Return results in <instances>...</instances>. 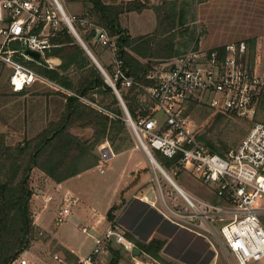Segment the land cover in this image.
Instances as JSON below:
<instances>
[{
    "label": "built area",
    "instance_id": "1",
    "mask_svg": "<svg viewBox=\"0 0 264 264\" xmlns=\"http://www.w3.org/2000/svg\"><path fill=\"white\" fill-rule=\"evenodd\" d=\"M60 6V0H0V61L10 68L9 87L17 92L38 81L119 117L91 99L47 79L28 65L32 61L40 63L43 58L48 67L55 66L45 58V52L51 46L50 30L55 29L60 20L64 21ZM67 21L74 30V21L93 29V39L109 50L112 73L104 71V78L118 94L121 108H125V104L117 84L124 88H141L150 101L153 115L133 120L128 110L122 109V119L135 135V146L151 164L152 181L162 197L166 218L180 227L196 228L194 231L214 248L223 247L228 264H248L263 259L264 206H257V201L264 197V123L254 121L235 147L220 154L197 138L187 111L191 99L202 97L219 112L254 118L257 100L264 96V74L244 64L245 43L228 44L221 55L215 48L206 51L190 48L178 55L168 70L158 74L154 83L141 84L128 74L123 60L118 57L114 37L109 36L103 26L86 17L67 16ZM27 49L38 52L40 58L36 60L28 55ZM105 147L111 152L107 157L102 152ZM153 150L170 159V163L162 165L153 156ZM98 152L99 163H107L115 155L107 140L98 145ZM186 169L201 181L213 183L218 200L202 199L179 188L172 175ZM159 176L175 190L184 205L165 202L163 196L166 200L172 197L163 188ZM74 203L72 199L70 204L64 202L58 208L55 214L58 223L68 220ZM79 230L91 235L85 226ZM91 237L90 250L77 261L68 262L52 253V264H96L109 246L121 245L129 251L136 247L125 237L114 218L108 221L101 234ZM15 261L29 264L20 255L11 263Z\"/></svg>",
    "mask_w": 264,
    "mask_h": 264
},
{
    "label": "trees",
    "instance_id": "2",
    "mask_svg": "<svg viewBox=\"0 0 264 264\" xmlns=\"http://www.w3.org/2000/svg\"><path fill=\"white\" fill-rule=\"evenodd\" d=\"M201 1L204 0H160L157 4H150L149 0H121L112 3L87 0L80 16L103 26L108 35L114 37L118 57L123 60L128 74L141 84H152L156 79L150 77V74L156 69L155 66L190 48L198 47V39L194 36L195 20L189 22L188 15L191 7ZM148 8L155 15L156 26L152 32L133 36L126 28L121 27L119 16L122 13H139ZM74 28L96 59V47L108 50L93 39V29L79 23H75ZM50 32L48 38L51 46L46 50L45 58L58 57L60 63L50 68L42 58L40 63L32 61L28 65L47 79L91 99L119 117L70 93L55 90V94L65 99L63 110L55 120L48 121L38 132L24 137L14 145L7 144L5 136L0 133V264L14 261L29 247L34 232L38 231L33 223L29 204L32 168H38L53 181L61 182L99 163L95 149L103 141H110L111 144L116 139L119 140V143L111 146L114 153L119 152L124 145V138L120 135L126 126L122 119L124 113L102 72L65 22L60 21ZM90 40H94L93 44H90ZM248 42L253 45L254 40L249 39ZM215 49L220 55L224 52V46ZM2 68L7 66L0 61V70ZM103 68L111 75V64ZM117 88L133 120L153 115L151 103L141 88H124L119 84ZM25 90L13 91V94L20 95ZM220 115L222 113H218L216 117L219 118ZM72 129H89L91 135L82 139ZM196 135L210 150L225 153L226 149L221 141H209L203 135ZM158 154L162 165L170 163V159L159 152ZM115 208L113 205L107 210L108 220L113 218ZM162 244L163 241L153 239L138 246L162 264H170L159 254ZM108 248L111 254L110 264H115L119 260V254L113 247Z\"/></svg>",
    "mask_w": 264,
    "mask_h": 264
},
{
    "label": "rangeland",
    "instance_id": "3",
    "mask_svg": "<svg viewBox=\"0 0 264 264\" xmlns=\"http://www.w3.org/2000/svg\"><path fill=\"white\" fill-rule=\"evenodd\" d=\"M159 1L160 0H157L156 3H159ZM204 1L194 4L188 15L189 22L192 19L195 20L194 25L196 26V30L194 31V36L198 40H204L207 37V41L209 42L227 41V43L219 46H226L228 44L234 45L239 42H244L246 46L243 53V62L251 68L252 66L249 64L250 57L252 58L253 56V58H255V51H253L252 54V49L247 48L248 46L244 41L245 39L242 37L245 36V34H248L250 30L253 31V28L258 24H260L259 30L264 33L263 1H261V9L247 6L244 10L243 16H237L233 14L232 11H229L227 0H217L218 5L216 0ZM232 2L237 4L242 3L243 0H232ZM60 3L62 4L63 10H65L66 0H60ZM149 3L155 4L151 3V0H149ZM218 6L221 10L219 12H212V9L218 8ZM148 10H151L154 13L151 8H148ZM147 13H149V11H147ZM198 14L201 16L202 20L197 21ZM67 16L72 17L70 15ZM73 16L81 17L77 14H74ZM138 20L139 18H132L128 24L130 26L134 24V26L136 25L135 28H137L138 26L136 23ZM75 23L78 24L79 22L75 21L74 26ZM238 33L242 35L237 36L236 34ZM90 44H93L92 40H90ZM262 49L257 63L259 68L251 69L255 70L257 73L264 74V46ZM98 51L104 50L100 47H96L97 54ZM105 51L110 53L109 50L105 49ZM169 66L170 61H166L165 63H162L161 68L167 69ZM9 70V67L0 70V133L5 136L7 144L14 145L17 142L22 141L24 137H30L38 132L46 125V123H48V121L55 120L63 110V102L61 97H56L51 88L39 82H35L31 87L27 88L23 94H13V91L7 82ZM94 97L99 99L98 96ZM261 97L264 98V96ZM187 111L190 113L192 126L194 127L196 134L203 135L209 141H221L225 146L226 151L235 147L239 143V141L247 134L254 121L264 123V103H261L260 107H258L257 114L254 118H243L229 111L219 112L209 106L206 100H204V98L202 99V97L201 99L199 97L191 99L187 103ZM218 113H222L219 118L216 117ZM158 116L160 119L162 118V115L159 113ZM72 132L78 134L82 139L88 138L91 135L89 129H72ZM120 135L124 138L122 150L132 147L135 148V135L127 125L125 126V131ZM117 143H119L118 139L113 141L111 146L113 147ZM95 152L99 154L98 146L96 147ZM102 152L106 157L111 155V152H109L107 147L103 148ZM152 153L155 159L161 163L158 152L153 150ZM137 160H140L141 162V168L139 167L137 170L139 171L138 174L145 175L147 178L150 177V172L143 167L146 166V157L139 151H130L128 153L117 154L107 163L100 162L95 164L87 169L83 175L68 180L65 182L66 184L60 186L54 184L50 189V194L56 199L57 204L63 205L64 202L70 204L74 198L73 192H75L88 199V202L92 207L85 211L87 214L80 217V215L77 214V206H73L68 221L63 223H58L55 214L53 215L52 212H50V215L52 216H50L51 223H53L52 229H66L68 233L66 236L73 238L79 244H84L86 247L91 245L92 239H90L87 233L80 231L77 226H85L90 233L93 232L92 223L98 218V213H95L94 210H98L97 212L103 214L105 207L103 201L112 198L113 188L121 184H126V186L130 184L135 177L131 175L133 168L129 169L128 166L131 162ZM101 168L103 169V172L99 171ZM134 176H136V173ZM172 177L188 193L210 201L218 200L213 192L214 184L201 181L195 174H191L189 170H180L177 175H172ZM50 181L56 183L52 179H50ZM161 182L163 188L168 191L167 193L170 194L172 198L177 196L176 201L181 205H184L182 199L163 178ZM91 197L96 201L95 203L91 201ZM115 201L117 202L119 200L117 199ZM51 204L52 203L49 202L46 206L49 205L54 209V206ZM257 206H264V197L257 201ZM216 227L218 228V225H216ZM35 239H38L43 243L46 242L48 244L46 248L51 253L57 248V246L50 241L48 234L39 229L37 232H34L31 240L33 241ZM216 248L218 250V257L223 259L225 264H228L225 249L221 246H216ZM57 249L61 250V247H58ZM108 255L100 256L99 261L104 258L103 263L101 264H110L111 256L109 255L108 257ZM118 262L119 261L115 264H118ZM12 264H16V262H13ZM235 264L237 263L235 262ZM248 264H258V262L249 261Z\"/></svg>",
    "mask_w": 264,
    "mask_h": 264
},
{
    "label": "crops",
    "instance_id": "4",
    "mask_svg": "<svg viewBox=\"0 0 264 264\" xmlns=\"http://www.w3.org/2000/svg\"><path fill=\"white\" fill-rule=\"evenodd\" d=\"M102 1L105 3H112L119 2L121 0ZM156 1L157 0H151V3L157 4ZM261 1H263L264 3V0H243L242 3L235 4L232 2V0H227V3L229 4L228 10L232 11V13L237 16H243L244 10L247 6L261 9ZM216 3L218 5V1ZM65 5L66 8H64L65 10L63 11H65L67 15H81L85 10L87 0H66ZM219 8L220 7L218 6V8L212 9V12H219L221 10ZM147 11H149V13H147ZM150 11L151 10L146 9L139 13L133 11L128 13H122L119 16V22L121 27L126 28L128 33L133 36L152 32L156 26V21L154 13ZM197 17V21L202 20L199 14ZM132 18H139L136 23L138 26L137 28H135L136 25L134 26V24L131 26L128 24L130 19ZM259 27L260 24L253 28V31L250 30L251 33L249 32L248 34H245V36L242 37L243 39H245L244 41L248 46L247 48L252 49V54L253 51H255V58L252 57L253 59H251L249 63L252 66L251 68L254 69L259 68L257 64L258 58L260 57L259 54L261 55V49L264 46V33L259 30ZM236 35L241 36L242 34L238 33ZM249 39L254 40L253 45L252 43L248 42ZM224 43H227V41L209 42L207 41L206 37L204 40H198L197 48L207 50L222 45ZM97 55L98 59H96L95 57L94 58L103 70V66H108L111 64V55L110 53H107L105 49L104 51H98ZM176 57L177 56L166 60L170 61V66L167 69L161 68L162 63H165L166 61L160 63V65L158 66H155L156 69L152 72V74H150V77L157 79L158 74H160L162 71L168 70L171 67V65L175 62ZM48 60L55 66L60 63V59L58 57H49ZM35 82L38 81H34L25 89L31 87ZM44 85L51 88L55 93V89H53L47 84ZM55 95L56 97L60 98L59 95ZM61 99L64 104L65 99H63L62 97ZM261 103H264V98L260 96L256 103V114L258 107H260ZM130 151H139L143 156H145L142 150L136 146L135 148L132 147L123 150L121 149L119 152L115 153L114 156L119 153H128ZM139 167L141 168L140 160L131 162L128 168H133V170L131 171V175L135 178H133V180L127 186L126 184H121L113 188L112 198L103 201V205L105 206L103 214L97 212L98 210H94L95 213H98V218L95 219L93 223L91 222L93 226V232L90 234L98 235L103 232L104 228L108 224V221H110L106 218V212L111 206L114 205L116 208L113 211V218L121 227V230L125 237L129 238V240L131 239V241L136 245V247L140 249V254L135 255L121 245L111 246L119 254L118 264H162V262L154 259L139 247L140 244H147L153 239L163 241L159 254L164 261L169 262L170 264H225L224 260L218 257L217 248H214L212 245H210L206 238L201 235H198L194 231L196 228L193 229L180 227L166 218L165 214L163 213L164 207L162 203V197L156 189L154 182L152 181L153 173L149 160H146V166L143 167L145 168V170L150 172V177L147 178V176L145 175H139V171H137ZM86 171L87 169L59 183L51 182L50 178L38 168H32L30 174V186L32 187V194L30 196L29 204L30 209L32 211L33 223L40 231H43L48 234L50 241L53 242L54 245L57 246V248L61 247V250L56 248V250L52 253L59 254L68 262H75L85 253H87L93 244V239L91 235H89L90 239H92V244L86 247L84 244H79L73 238L66 236L68 235L66 229H52L53 223H51L50 212H52L53 215L56 214V211L61 204H57L56 199L50 194V189L54 186V184H56L57 186L66 184L65 182H67L68 180L77 178L78 176L83 175ZM135 173L136 176H134ZM158 178H161L160 181H162L163 177L159 176ZM175 183L179 188L183 189L176 181ZM73 193V199L75 200L74 206H77V214L80 215V217H83L84 214H87V212L85 211L90 209L92 206L88 202V199L76 194L75 192ZM163 197L165 198V202L168 205H170L171 202L178 203L176 201L177 196L169 200H166V196ZM90 199L93 203L96 202L92 197ZM117 199L119 201L116 202L115 200ZM49 202L52 203L51 205L54 206V209H52L49 205L46 206V204ZM77 228L79 229V226H77ZM45 243L46 242L43 243L38 239L31 241L29 247L25 250V252L23 251L20 254V257L25 258L29 264H52V253L47 250L46 246H48V244ZM136 243H138L139 246ZM107 253H110L109 249ZM108 254L105 253L104 255ZM109 255L111 256V254ZM103 260L104 258L100 259V261H98L96 264L103 263ZM15 262L16 264H18L17 261ZM256 262H258V264H264V258Z\"/></svg>",
    "mask_w": 264,
    "mask_h": 264
},
{
    "label": "water",
    "instance_id": "5",
    "mask_svg": "<svg viewBox=\"0 0 264 264\" xmlns=\"http://www.w3.org/2000/svg\"><path fill=\"white\" fill-rule=\"evenodd\" d=\"M64 16V14H62ZM64 21L66 23V25L68 26V28L70 29V31L72 32V34L74 35V37L76 38V40L78 41V43L82 46V48L86 51V53L89 55V57L92 59V61L94 62V64L100 69V71L102 72L103 76L105 77V70H103L97 63V61L95 60L94 56L92 55V53L90 52V50L87 48V46L85 45V43L82 41V39L79 37V35L77 34V32L72 28L71 24L68 23L67 21V16L65 17L64 16ZM26 53L28 55H30L31 57H33L34 59L38 60L40 57H39V54L38 52L36 51H33V50H30V49H27L26 50ZM106 80V79H105ZM107 82V80H106ZM108 83V82H107ZM111 87V86H110ZM111 89L113 90V92L115 93V95L117 96V99L119 100V97H118V94L114 91V89L111 87ZM120 103V101H119ZM123 110H127L126 106L125 108H122ZM132 254H135V255H139L140 254V249L138 247H134L132 249Z\"/></svg>",
    "mask_w": 264,
    "mask_h": 264
},
{
    "label": "bare ground",
    "instance_id": "6",
    "mask_svg": "<svg viewBox=\"0 0 264 264\" xmlns=\"http://www.w3.org/2000/svg\"><path fill=\"white\" fill-rule=\"evenodd\" d=\"M58 8H59L60 11H61V15L64 14V16L66 17L67 15H66L65 12L63 11L62 7L60 6V7H58ZM62 16H63V15H62ZM64 16H63V18H64Z\"/></svg>",
    "mask_w": 264,
    "mask_h": 264
}]
</instances>
